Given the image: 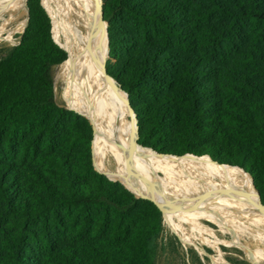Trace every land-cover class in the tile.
<instances>
[{
	"label": "trees",
	"instance_id": "trees-1",
	"mask_svg": "<svg viewBox=\"0 0 264 264\" xmlns=\"http://www.w3.org/2000/svg\"><path fill=\"white\" fill-rule=\"evenodd\" d=\"M28 5L0 57V264H158L162 210L95 168L91 122L56 101L67 52L41 0ZM103 8L139 142L242 167L264 202V0Z\"/></svg>",
	"mask_w": 264,
	"mask_h": 264
},
{
	"label": "bare ground",
	"instance_id": "bare-ground-1",
	"mask_svg": "<svg viewBox=\"0 0 264 264\" xmlns=\"http://www.w3.org/2000/svg\"><path fill=\"white\" fill-rule=\"evenodd\" d=\"M42 4L51 17L54 39L67 52L66 59L56 65L55 83L70 109L84 113L94 125L96 167L137 194L172 206L163 208L164 223L189 243H195L194 238L212 245L219 262L233 264L219 246L228 242L242 248L253 264H264V211L258 209L252 179L240 168L221 165L207 156H161L138 146L137 124L127 96L100 67L107 56V23L97 19L100 1L42 0ZM24 9L25 0H0V29L15 22ZM115 120L119 122L116 134ZM204 220L231 238L214 241ZM194 229L200 238L192 235ZM195 246L206 253L202 246Z\"/></svg>",
	"mask_w": 264,
	"mask_h": 264
},
{
	"label": "rangeland",
	"instance_id": "rangeland-1",
	"mask_svg": "<svg viewBox=\"0 0 264 264\" xmlns=\"http://www.w3.org/2000/svg\"><path fill=\"white\" fill-rule=\"evenodd\" d=\"M28 15L29 14L25 6L23 14L17 20H15V22L5 28L0 29V57L5 54V48L11 47L19 42L20 35L23 33L24 25L28 19ZM56 71L57 69L55 66L53 68L55 82ZM55 92L56 101L60 105L70 108L68 99L63 94L61 87L59 85H56V83ZM126 117L128 120H130L131 118L129 116ZM241 171L244 172L242 169ZM248 176L251 178L250 175ZM130 190L133 191L132 189ZM203 222V226L205 227V229H208L211 233L209 237L214 241L231 238V236H229L230 234H222L221 228L218 225L208 220H204ZM164 226V232L159 240L160 243L157 253L158 264H223L217 260L218 252L212 245H209L206 242H201L199 239L194 238L193 241H195V243H189L183 240L181 236L173 229H171L169 225L164 223ZM191 233L193 236L200 238V233L197 230L194 229V231H191ZM195 245L202 246L206 253H202ZM219 246L224 253L223 257L227 261L233 264H253L249 259H247L242 248L228 242H221ZM262 246L264 247V245Z\"/></svg>",
	"mask_w": 264,
	"mask_h": 264
},
{
	"label": "water",
	"instance_id": "water-1",
	"mask_svg": "<svg viewBox=\"0 0 264 264\" xmlns=\"http://www.w3.org/2000/svg\"><path fill=\"white\" fill-rule=\"evenodd\" d=\"M100 1V5H99V9H98V13H97V19L98 20H100V21H103V22H106L107 23V29H106V34H107V56H106V60H101L100 61V67H101V69L105 72V76H106V78H108V79H113L116 83H117V81L110 75V73H109V71H108V69H107V60L109 59V32H108V21L107 20H105V18H104V8H103V5H104V0H99ZM41 2H42V0H41ZM25 6H26V9H27V12H28V14H29V5H28V0H25ZM46 9V8H45ZM47 10V9H46ZM49 14V13H48ZM50 16V15H49ZM28 17H29V15H28ZM27 21H28V19H27ZM26 25H27V22L25 23V26H24V29H23V32H24V30H25V27H26ZM53 35V34H52ZM54 38V37H53ZM55 40V39H54ZM56 41V40H55ZM56 43H57V41H56ZM59 44V43H58ZM60 45V44H59ZM60 47H62L61 45H60ZM63 48V47H62ZM64 49V48H63ZM118 84V83H117ZM122 91H123V89H121ZM124 92V91H123ZM126 94V93H125ZM126 96H127V99H128V102H129V98H128V95L126 94ZM129 106H130V109H131V111H132V113H133V115H134V118H135V121H136V124H137V118H136V114H135V112H134V110H133V108L131 107V105H130V102H129ZM69 108V107H68ZM80 114H82V115H84V113H82V112H79ZM120 113H121V109H119L118 110V114L120 115ZM92 124V126H93V130H94V125H93V123H91ZM118 124H119V122H118V120H115V124H114V130H115V134L117 133V130H118ZM138 127V126H137ZM118 138H117V136H115V141L117 142V144L120 146V143L118 142V140H117ZM136 144L138 145V146H142V147H144V148H148V149H150L152 152H154V153H156V154H158V155H161V156H170V157H183V156H185V155H191V156H194V157H201V156H207L208 158H210L212 161H215V162H218V161H216V160H214L209 154H203V155H199V154H195V153H185V154H181V155H176V154H171V153H161V152H158V151H156L155 149H153L152 147H148V146H145V145H143V144H141L140 142H139V133H138V131H137V136H136ZM92 146H93V142H92ZM121 150L122 151H124V152H127V153H129L128 152V150L126 149V148H124V147H122L121 146ZM131 152H132V150H130ZM93 163H94V160H93ZM219 164H221V165H226V163H220V162H218ZM231 165V164H230ZM94 166H95V164H94ZM233 166H235V167H239V166H236V165H233ZM96 168V167H95ZM239 168H241L246 174H248V175H250L249 174V172H247L244 168H242V167H239ZM97 169V168H96ZM98 170V169H97ZM98 171H100V170H98ZM100 172H102V171H100ZM102 173H104V172H102ZM104 174H106V173H104ZM107 175V174H106ZM108 176V175H107ZM251 176V175H250ZM109 177V176H108ZM110 179H113V180H118V181H120V182H122L120 179H114V178H110ZM251 179H252V176H251ZM252 182H253V179H252ZM123 183V182H122ZM124 184V183H123ZM253 185H254V187H255V191H256V194H255V196H256V198L258 199V204H259V208L258 209H261L262 211H264V202H263V200H262V196H261V193L259 192V190L256 188V186H255V184H254V182H253ZM139 186V185H138ZM127 187V186H126ZM128 188V187H127ZM129 189V188H128ZM130 190V189H129ZM131 192H133V191H131ZM134 193V192H133ZM135 194V196H137V197H139V198H145V199H149V200H151V201H153V202H155L156 204H157V206L162 210V212H163V208H171L172 206H170V205H166V207H164L165 205H161L160 204V202H159V200H157L156 198H154V197H152V196H150V195H147V194H142V195H139V194H136V193H134ZM247 195V194H246ZM160 198H161V196H160ZM162 199V198H161ZM163 216H164V212H163Z\"/></svg>",
	"mask_w": 264,
	"mask_h": 264
}]
</instances>
